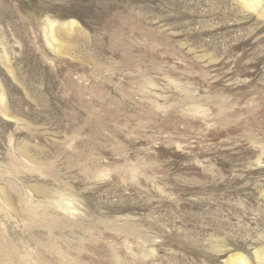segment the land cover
I'll return each instance as SVG.
<instances>
[{
	"label": "rangeland",
	"instance_id": "rangeland-1",
	"mask_svg": "<svg viewBox=\"0 0 264 264\" xmlns=\"http://www.w3.org/2000/svg\"><path fill=\"white\" fill-rule=\"evenodd\" d=\"M233 256L264 264V0H0V264Z\"/></svg>",
	"mask_w": 264,
	"mask_h": 264
},
{
	"label": "bare ground",
	"instance_id": "bare-ground-1",
	"mask_svg": "<svg viewBox=\"0 0 264 264\" xmlns=\"http://www.w3.org/2000/svg\"><path fill=\"white\" fill-rule=\"evenodd\" d=\"M251 0H243V3H247V2H250ZM58 24L55 23V22H49L48 23V31H49V34H50V37L51 39L56 42L57 39H56V35H55V27L57 26ZM62 26H65V25H70V26H74L76 25L75 21H69V22H66V23H62L61 24ZM58 54V53H57ZM228 264H244V261L243 260H240V258L238 256H233L231 258H229V261H228Z\"/></svg>",
	"mask_w": 264,
	"mask_h": 264
}]
</instances>
